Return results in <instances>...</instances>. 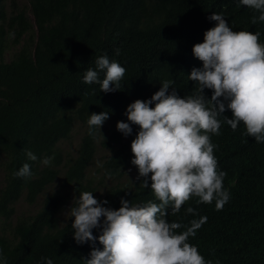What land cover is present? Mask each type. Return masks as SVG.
I'll return each instance as SVG.
<instances>
[{
    "label": "trees",
    "instance_id": "16d2710c",
    "mask_svg": "<svg viewBox=\"0 0 264 264\" xmlns=\"http://www.w3.org/2000/svg\"><path fill=\"white\" fill-rule=\"evenodd\" d=\"M136 1L0 0V264H45V257L53 264H84L92 244L75 242L74 218L63 213L80 192H93L114 210L121 198L133 206L159 203L150 178L145 189L131 164L138 126L125 137L116 124L128 122L127 106L150 99L164 81H173L181 98L196 93L188 75L203 65L192 48L215 26L208 17L216 9L226 11L233 31L259 32L264 44V22L253 25L259 13L240 0H178L169 15L136 13ZM105 55L126 70L115 92L83 82ZM204 94L210 98L212 92ZM104 109L114 130L90 135V114ZM223 115L232 117L230 110ZM223 115L220 134L210 138L230 199L219 211L212 202L207 221L188 242L211 264H264V143L247 136L242 122L233 130ZM75 125L82 135L72 152ZM27 151L37 160H29ZM45 157H52L48 166L41 163ZM25 163L32 175L16 176ZM19 201L33 209L18 213ZM193 216L185 209L173 215L172 222L181 224L178 233L197 220ZM95 247L102 250L98 241Z\"/></svg>",
    "mask_w": 264,
    "mask_h": 264
},
{
    "label": "clouds",
    "instance_id": "9594fccd",
    "mask_svg": "<svg viewBox=\"0 0 264 264\" xmlns=\"http://www.w3.org/2000/svg\"><path fill=\"white\" fill-rule=\"evenodd\" d=\"M240 4L259 13L251 18L253 25L264 22V0H240ZM131 7L140 14L169 15L177 10L178 0H137ZM224 16L229 19L224 9H216L208 17L216 21L215 26L206 28L203 42L192 48L203 65L188 75L196 82V93L181 98L171 87L173 81H164L150 99H137L127 106L128 122L116 124L125 137L132 134V125L138 126L131 142V164L138 169L137 179L143 178L140 184L145 189L150 178L151 192L159 203L133 206L121 198V206L114 210L102 206L108 201H98L90 191L80 192L74 206L68 202L72 205L63 213L69 210L74 218L73 239L78 245L92 244L84 264H211L188 242L207 221L212 202L219 211L230 199L231 186H223L226 173L217 171L216 145L210 134H220L219 117L230 110L231 118L223 116L233 130L242 122L247 136L264 143V44L259 32L233 31ZM95 64V70L84 73L83 82L99 84L105 93L118 91L125 68L106 55ZM100 72L105 73L102 80ZM205 89L211 90L210 98ZM87 124L90 135L95 129L110 135L115 127L105 109L90 114ZM25 154L29 160H37L31 151ZM51 161L52 157H45L41 163L48 166ZM15 175L30 177V165L25 163ZM184 209L198 221L178 233L181 224L172 222V217ZM94 229H100L99 236L93 235ZM97 241L102 250L95 247ZM43 259L45 264H53L51 258Z\"/></svg>",
    "mask_w": 264,
    "mask_h": 264
},
{
    "label": "rangeland",
    "instance_id": "374dc122",
    "mask_svg": "<svg viewBox=\"0 0 264 264\" xmlns=\"http://www.w3.org/2000/svg\"><path fill=\"white\" fill-rule=\"evenodd\" d=\"M81 132V129L80 128H78V127H76V129H75V131H74V138L71 140V143H72V148H71V151L72 152H75V147L77 146V144L79 143V138H80V135H82V133H80ZM64 148L66 149V150H69L70 149V147H69V145L66 143L65 145H64ZM99 156H100V154L98 155V158H99ZM97 164H98V161H97ZM98 165H96V164H94V165H92V169L93 170H95L96 169V167H97ZM58 185V183H56V186ZM29 208H31V209H33V207H29L24 201L22 202V201H19L18 203H17V205H16V209H17V212L18 213H20V211L21 210H29ZM30 211V210H29Z\"/></svg>",
    "mask_w": 264,
    "mask_h": 264
}]
</instances>
